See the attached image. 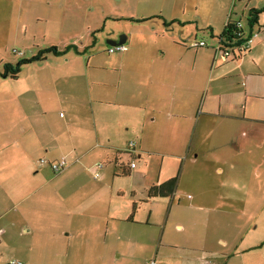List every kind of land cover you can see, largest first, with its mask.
Wrapping results in <instances>:
<instances>
[{
    "label": "crops",
    "instance_id": "obj_1",
    "mask_svg": "<svg viewBox=\"0 0 264 264\" xmlns=\"http://www.w3.org/2000/svg\"><path fill=\"white\" fill-rule=\"evenodd\" d=\"M262 7L245 3L241 14ZM231 14L226 16L230 20ZM172 20L157 23L151 45L139 43L129 31L111 35L112 40L121 37L127 49L112 51L108 64L90 62V56L84 80L72 75L25 80L23 91L40 92L32 99L40 100L44 113L59 106L66 112L40 124L30 116L22 127H0V244L13 230L28 235L44 227L46 233L37 232L23 244L22 264H217L211 261L202 226L208 223V212L223 206L216 197L224 194L210 182L220 186V165H232L238 149L233 141L209 138L218 131L231 132L220 127L224 120L264 121V10L251 29L246 25L256 33L250 48L226 61L214 49L191 50L179 42ZM205 27L217 41L223 28L215 33L211 24ZM211 149L214 157L207 156ZM34 152L47 159L34 163ZM59 156L67 161L59 178L69 183L54 192L66 204L47 219L40 179L44 165L50 167ZM92 156L94 164L87 170L93 184L87 187L81 166ZM96 159L115 168L102 174L100 169L94 177ZM139 160L143 164L138 167ZM198 162L214 166L213 173L196 178L190 173L198 190L182 200L177 194L180 177ZM120 174L130 180L125 186ZM173 176V195L148 197L150 186ZM158 198L171 201L163 219L158 210L153 212L151 202ZM8 260L0 248V264Z\"/></svg>",
    "mask_w": 264,
    "mask_h": 264
},
{
    "label": "rangeland",
    "instance_id": "obj_2",
    "mask_svg": "<svg viewBox=\"0 0 264 264\" xmlns=\"http://www.w3.org/2000/svg\"><path fill=\"white\" fill-rule=\"evenodd\" d=\"M232 2L233 0H0V127H22L30 116L34 117L33 123L40 124L44 120L47 121V117L56 120L59 112L64 114L66 110L61 106L49 111V115L44 113L39 107L40 100L32 99V94L38 97L40 92L23 91L25 80L57 75H72L84 80L87 77L86 62L90 56V62H110L113 53L108 50L115 46L110 42L111 35L119 37L129 31L139 43L151 45V32L157 23L173 19L175 24L172 26L177 29L175 36L179 42L189 46L192 42L203 40L206 46L201 49H213L216 41L211 35V29L205 27L206 24H211L216 33L223 28V22L229 18L226 16L232 12L231 21L241 19L246 27L248 9L246 13L241 14L245 3L264 5V0H237L231 11ZM131 17L139 19L133 21ZM142 18L148 19L139 21ZM181 21L183 28L180 26ZM181 30L185 37L182 36ZM51 45L64 49V52L57 55L48 53L44 60L23 64L17 78L2 74L4 62L16 63L20 58L31 57L39 49ZM79 47L81 53L78 54ZM220 127H230L231 132L218 131L214 138L209 139L233 141L238 150L233 154L237 157V162L233 160L232 165L226 161L221 163L223 173L220 175V186L214 181L210 182V187L219 189L224 194L222 198L216 197L217 203H222L223 206L217 211L208 212V223L202 226L209 239L210 258L217 264H264V121L247 123L224 120ZM37 152L32 153L31 158L34 163L41 164L40 159L46 160L47 157H40ZM214 155L215 149L207 152L208 157ZM94 157H91L92 161L84 162L81 166L87 187L93 184L90 179L92 172L87 169L94 164ZM155 159L156 156L151 158L152 161ZM95 161L104 162L101 159ZM142 164L141 160L137 161L138 167ZM44 166L45 174L40 179V184L42 191L46 193L44 209L48 219L56 215V207L59 209V205L66 204L60 201L54 191H62L69 181L63 183L62 178H59L63 171L54 172L51 166ZM70 166L72 167V164L68 167ZM210 166L198 162L196 166L189 165L185 169L184 173L188 170L189 172L184 174L183 178L179 174L181 182L178 184L177 194L182 200L189 192L193 194L198 190L193 187V181L189 180L191 174L196 178L201 174L213 173L214 166ZM113 168L114 165L106 163L100 172L110 173ZM256 170L260 171L259 176L255 173ZM50 177L55 180H49ZM119 177L123 181L121 186L130 181L124 174ZM138 180L139 178L135 179L136 182ZM225 194L233 196L227 199ZM151 203L154 214L158 210V218L163 219L164 210L171 201L170 198H158ZM160 228V225L155 227L156 231H160ZM169 229L173 230V227L170 226ZM34 230L28 235L19 233V229L13 230L7 238L4 237V243L0 244L4 255L8 259H19L23 263V244L31 241L37 232L46 235L44 227H36ZM220 239H223L225 244H221ZM130 263L134 264V261Z\"/></svg>",
    "mask_w": 264,
    "mask_h": 264
},
{
    "label": "trees",
    "instance_id": "obj_3",
    "mask_svg": "<svg viewBox=\"0 0 264 264\" xmlns=\"http://www.w3.org/2000/svg\"><path fill=\"white\" fill-rule=\"evenodd\" d=\"M263 10H264V7L249 9L246 25L249 26L250 29L257 22L258 14L260 12H262ZM238 20H241V19H238ZM232 22H234V21H231L230 18H228V20L224 24L223 29L218 34L216 44L213 47L215 56H217L218 58H220L219 57L220 50L218 51L216 49V45L219 42H221V44H225L226 42L230 41V39H232V37H236L233 35L234 27L232 25ZM245 31L248 34H252L251 31L248 32L246 30V27H245ZM200 41H203V40H200ZM204 46H206V42H204L203 45L197 46V47H191L189 45L190 48H199V47H204ZM221 50H222V48H221ZM63 52H64V49L63 50L59 49L56 45H51V46H48L45 48H41L38 50V52L36 54L32 55L31 57H22L16 63L4 62V64H3L4 71L2 72V74L6 75V76L9 75L11 77L16 78V77H18V74L21 71V66L23 64H27V63L34 62V61L44 60V59H46V54H48V53H52L53 55H57V54H60ZM232 52L234 53L232 57L241 56L242 54L245 53V52L241 53L239 51H235L234 49ZM129 149H131V148L129 147ZM134 165H135V163H134ZM176 187H177V176L170 177L161 183L154 184V185L150 186L148 191H147L148 197L171 196L174 194Z\"/></svg>",
    "mask_w": 264,
    "mask_h": 264
},
{
    "label": "built area",
    "instance_id": "obj_4",
    "mask_svg": "<svg viewBox=\"0 0 264 264\" xmlns=\"http://www.w3.org/2000/svg\"><path fill=\"white\" fill-rule=\"evenodd\" d=\"M232 25L234 27V31H233V35L236 37H232V39H230V41L226 42L225 44H221V42H219L216 45V49L219 51L220 50V59L223 61L228 60L229 58H231L233 56V49L235 51H239L241 53L245 52L246 50H248L251 46V44L254 41V37L256 36V33H252V34H248L245 31V25L242 23L241 20H237L232 22ZM204 42L203 41H195L190 43L189 45L191 47H197V46H201L203 45ZM222 48V50H221ZM127 47L125 46L124 43H120L117 44L113 47L109 48V51H115V50H119V51H124L126 50ZM41 162H44L45 159H40ZM66 158L64 156L60 157L57 161H54L51 163V168L53 169L54 172H58L61 169H63L66 166ZM131 166H134V163L131 164ZM103 167L102 163H96V170L93 172L94 177H98L99 176V170ZM6 264H22V261L19 259H9L7 261Z\"/></svg>",
    "mask_w": 264,
    "mask_h": 264
},
{
    "label": "water",
    "instance_id": "obj_5",
    "mask_svg": "<svg viewBox=\"0 0 264 264\" xmlns=\"http://www.w3.org/2000/svg\"><path fill=\"white\" fill-rule=\"evenodd\" d=\"M123 41H124V40H122V38L120 37L118 40H112V39H111L110 42H111L113 45H117V44L123 43Z\"/></svg>",
    "mask_w": 264,
    "mask_h": 264
}]
</instances>
